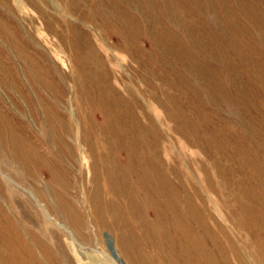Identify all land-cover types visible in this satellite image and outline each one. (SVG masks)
<instances>
[{"label": "rangeland", "instance_id": "rangeland-1", "mask_svg": "<svg viewBox=\"0 0 264 264\" xmlns=\"http://www.w3.org/2000/svg\"><path fill=\"white\" fill-rule=\"evenodd\" d=\"M0 264H264V0H0Z\"/></svg>", "mask_w": 264, "mask_h": 264}]
</instances>
